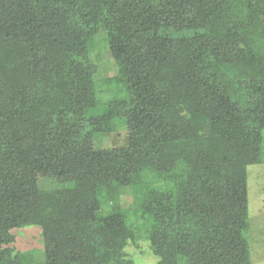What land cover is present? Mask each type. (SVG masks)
Segmentation results:
<instances>
[{
    "label": "trees",
    "instance_id": "obj_1",
    "mask_svg": "<svg viewBox=\"0 0 264 264\" xmlns=\"http://www.w3.org/2000/svg\"><path fill=\"white\" fill-rule=\"evenodd\" d=\"M96 34L116 90L101 105ZM120 127L123 145L84 148ZM263 131L264 0H0V264H130L138 240L156 264H249L247 225H223L210 177L134 178L149 149ZM29 226L39 255L11 247Z\"/></svg>",
    "mask_w": 264,
    "mask_h": 264
},
{
    "label": "rangeland",
    "instance_id": "obj_2",
    "mask_svg": "<svg viewBox=\"0 0 264 264\" xmlns=\"http://www.w3.org/2000/svg\"><path fill=\"white\" fill-rule=\"evenodd\" d=\"M195 31L163 30L170 37H187ZM86 47L90 62L96 65L99 104L114 97L116 90L103 88L102 81L112 75L111 55L107 49L106 36L89 37ZM109 90V93L105 92ZM123 127L109 134L91 133L84 144L85 149L100 150L123 145ZM135 184L155 186L173 185L196 176L210 177L220 190L223 206V225L239 228L247 225L249 264H264V131L260 136L244 135L228 138L212 137L199 141L183 142L145 151L137 161ZM41 189L66 188L64 181L38 176ZM15 242L11 246L21 252L42 251L40 228L36 226L13 229ZM130 264H156V259L144 240L129 242L125 248ZM179 264H186L180 262Z\"/></svg>",
    "mask_w": 264,
    "mask_h": 264
}]
</instances>
